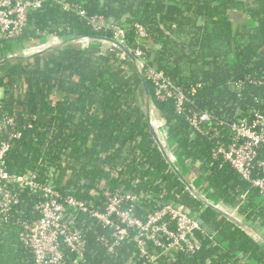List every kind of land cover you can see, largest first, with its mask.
<instances>
[{
	"label": "trees",
	"instance_id": "obj_1",
	"mask_svg": "<svg viewBox=\"0 0 264 264\" xmlns=\"http://www.w3.org/2000/svg\"><path fill=\"white\" fill-rule=\"evenodd\" d=\"M65 2L78 5L87 16L98 15L125 25L124 44L131 49L138 47L133 25L143 26L148 49H142L148 51V65L153 66L150 53L155 50L158 70L188 94V106L231 121L237 109L240 116L252 117L248 114L251 107L264 113L263 88L246 83L238 96L229 86V81L247 75L264 78V0ZM233 9L242 10L254 23L247 26V32L231 30L225 13ZM52 34L63 41L73 36L112 37L110 31L93 30L77 11L65 10L48 0L29 13L28 28L15 39L0 40V48L16 47L14 52L20 57L17 46L43 43ZM121 66L122 61L114 55L69 45L44 53L38 69L25 71L18 65L0 77L5 92L18 81L26 86L22 99L9 97L5 102L7 109L17 106L25 114L18 123V147L11 149L5 160L8 170H29L39 181L51 180L62 196L70 194L87 201L101 199L106 188L131 187L132 181L139 179V192L162 196L145 198V208L153 210L161 203L177 202L213 230L208 233L201 227V247L194 254L178 251L161 264H239L244 258L248 259L246 264H264L263 245L233 220L193 197L170 168L149 131L142 87L123 80ZM145 80L149 98L180 155L199 163L198 172L210 187L208 195L231 209L243 225L264 234V200L258 191L228 163L212 157L218 133L228 142L226 129L190 139L188 123L175 112L173 101L157 99L152 81ZM256 97L261 101L256 102ZM134 141L137 143L122 156L125 145ZM67 160L72 165H67ZM66 168L71 173L64 185ZM188 178L196 177L191 173ZM16 193L19 203L6 220H0V264H35L34 256L20 239V227L38 218L34 206L42 198L26 189H16ZM137 213L143 218L146 215L140 210ZM75 220L85 239L84 261L75 262L74 254L63 246L60 264H129L131 256L137 257L133 243H123L109 253L100 237L111 241L110 231L87 214L76 211ZM216 235L238 255L217 244L213 239ZM134 264L140 261L134 260Z\"/></svg>",
	"mask_w": 264,
	"mask_h": 264
},
{
	"label": "built area",
	"instance_id": "obj_2",
	"mask_svg": "<svg viewBox=\"0 0 264 264\" xmlns=\"http://www.w3.org/2000/svg\"><path fill=\"white\" fill-rule=\"evenodd\" d=\"M46 1L48 0H0V40L9 41L20 36L28 28L29 13L39 10ZM54 2L60 4L65 10L77 11L93 30L112 33L110 38L121 43L126 51L131 53L137 61L139 71L152 81L154 96L159 100H172L175 112L185 117L189 126L190 139H194L196 134L208 136L210 132H219L218 128L221 132L226 129L229 140L228 142L223 141L222 136H219L218 133L217 146L212 152V157L228 163L244 181L258 191V195L264 200L263 112L257 107H251L248 114H252V117H248L240 116V111L237 109L231 121L218 118L210 111H199L191 105L188 106L191 104L188 94L166 77L162 71L155 70L153 66L148 65V51L142 49H148L147 43L144 41L148 35L143 26L138 23L133 25L136 29L138 47L131 49L124 44L125 25L107 21L98 15L87 16L83 11L78 10V5L65 2V0H54ZM84 40L89 41V39ZM62 41V38L55 35L51 42L47 43L49 45H32L20 48V57L32 56L39 52H35V49L45 45L47 46L44 49L59 50L54 46H58ZM72 41L71 46L77 44L79 40ZM107 43L114 45L110 42ZM50 45L52 47H48ZM114 46L117 48V52L110 49V53L105 55H114L123 63L127 62L124 61L129 60L126 53L116 45ZM6 51L8 50L0 48V77L10 72L14 66L19 65L25 71H31L38 69L43 62L44 53L22 60L17 59L19 57L17 54ZM246 83L264 89V78L257 79L250 75L229 81V86L240 96ZM25 89L26 86L22 81L12 84L11 90L7 92L0 86V220H6L12 207L19 203L16 189H26L31 193L40 194L42 199L34 206L38 218L32 224L22 223L20 227V239L34 256L35 264H60L64 257L63 246L74 254L75 262L84 261L85 239L82 228L76 224V211L87 214L88 217L95 219L102 227L110 231L111 241L104 236L100 237L109 253H114L115 248L123 243H133L136 249L134 255L137 257L131 256L128 260L129 264H134V260L140 261V264L167 263L169 258L178 251L191 255L200 249L199 236L203 230L196 222L194 213L177 202L161 203L153 210L145 208V198L159 199L162 196L152 191H148L145 195L139 192L137 190L139 179L133 180L131 187L122 186L115 190L106 188L102 192L101 199L87 201L77 199L70 194L62 196L51 180L39 181L36 173L29 170L9 171L5 160L9 151L18 147L17 141L21 134L18 131V123L25 114L24 109L17 106H13L11 110L7 109L5 102L9 97L22 99ZM254 100L261 101L258 97ZM151 111L157 112L153 103ZM157 114L159 115L158 112ZM155 120L152 119V126ZM160 120L165 132L164 138L159 139L166 154L180 170V173L189 179L191 171L185 166V162L189 161L190 165L197 168L199 163L185 159L180 155V149L175 144L170 149L166 148L165 143L171 138L168 134V127L161 116ZM153 128L157 134V128L154 126ZM136 143L137 141L127 143L122 150V156H125ZM66 164L72 165L69 160L66 161ZM68 168L64 171V185L71 173ZM188 181L193 189L201 194L200 190L202 191L203 187H198L200 179L194 178ZM137 210L146 213L145 217L139 216ZM244 260L248 259L244 258ZM245 261L239 264H246ZM248 262L257 264L256 261Z\"/></svg>",
	"mask_w": 264,
	"mask_h": 264
},
{
	"label": "water",
	"instance_id": "obj_3",
	"mask_svg": "<svg viewBox=\"0 0 264 264\" xmlns=\"http://www.w3.org/2000/svg\"><path fill=\"white\" fill-rule=\"evenodd\" d=\"M110 21H113L112 19H110ZM163 27V26H161ZM81 39H89V40H100V41H106V42H110V43H113L114 45H116L117 47H119L121 50H123L128 59L131 61L132 63V66H133V70L134 72L136 73V75H138V78H139V84L141 85L142 87V93H143V99L145 100V107L147 109V119H148V124H149V131L152 135V137L154 138L157 146H158V149L159 151L162 153V155L164 156L165 160L167 161V163L169 164L170 168L178 175L179 179L184 183L186 189L189 191V193L197 198V199H200L206 206L214 209L215 211L221 213L222 215H224L225 217H227L228 219H231L233 220L243 231H245L244 229H248L253 235H257L259 237V239L261 240V243L264 245V234L261 233V232H258L250 227H248L247 225H243L241 223V221L239 220V218L236 216V214L231 211V209L219 204L217 201H215L212 197H210L211 201H213L215 204H212L208 201V199H204L205 201H203L202 199L203 198H200L199 197V194L197 193V191L195 189H193V187L191 186V184L189 183L188 179H186L181 173H180V170L176 168V166L170 161L169 157L167 156L166 154V151L159 139V137L157 136L156 132H155V129L153 128L152 126V118L150 119V115L153 116V111H151V105H152V102L149 98V92H148V89H147V84H146V80H145V77L143 75V73L141 71H139L138 69V66H137V61L136 59L131 55V53H129L128 51H126L125 47L119 43L118 41H115L109 37H105V36H73L71 39L69 40H66V41H62L60 44H58V46H54V48H63L65 46H69L74 40H81ZM47 49H43L35 54H33L32 56H22V57H17V59H22V60H27V59H30L31 57H35L41 53H44L46 52ZM155 53L156 51L155 50H152L151 53H150V61L152 62V65H153V68L155 70H158V66L157 64L154 62V59H155ZM185 166H187L189 168V170L191 171V173H194L195 174V177L197 179H200L201 183L205 184V186L210 189L209 185L205 183L203 177L199 174L198 172V168L193 166V165H190L189 164V161H186L185 162ZM195 220L196 222L205 230L207 231L208 233H212V228L207 225L206 223H204V221L198 217V216H195ZM247 235H249L251 238H252V235L247 233ZM216 237H218L216 235ZM218 241H221V238H218Z\"/></svg>",
	"mask_w": 264,
	"mask_h": 264
},
{
	"label": "rangeland",
	"instance_id": "obj_4",
	"mask_svg": "<svg viewBox=\"0 0 264 264\" xmlns=\"http://www.w3.org/2000/svg\"><path fill=\"white\" fill-rule=\"evenodd\" d=\"M55 37V35L54 34H52V35H47L46 37H45V40H44V42L43 43H39V44H37V45H42V44H47V43H50L51 42V40L53 39ZM77 42V41H76ZM74 44V43H73ZM48 45V44H47ZM47 45H45V46H40L39 48H37L38 50L40 49H44V47H46ZM74 46H76V47H81V48H86V49H88V50H90V51H92V50H95V51H102V53L103 54H106V53H110V49H113V50H117V48L114 46V45H111V44H109V43H107V42H102V41H97V40H89V41H87V40H84V39H82V40H79L78 41V43L77 44H75ZM23 47H26V46H21L20 47V45H19V47L17 46V49H19L20 50V48H23ZM48 47H52V45H50V46H48ZM83 48V49H84ZM16 49V47L15 48H12L11 50H9V51H6V52H11V53H14V54H16V53H18V52H14V50ZM47 49V51H51L52 50V48H46ZM6 50V49H5ZM38 50H36V51H38ZM117 52V51H116ZM45 53V52H44ZM124 61H127V62H122V67H121V71L124 73H121V75H122V78H123V80H125L126 82H129V83H136V84H139L140 82H139V78H138V75H136V73L134 72V70H133V66H132V64H131V61L130 60H124ZM129 61V62H128ZM154 114H153V116H151L150 115V119L152 118L153 120L154 119H156L157 121L159 120V121H161L160 120V116L157 114V112H153ZM156 127H158L159 125L157 124V123H155L154 124ZM158 129V128H157ZM160 129V128H159ZM166 145V148L167 149H170V148H172V146H174V144H173V141L170 143V144H168L167 142L165 143ZM175 156H177V155H175ZM199 186L198 187H203V189H202V191L200 190V192H201V194L200 193H198L199 194V197L200 198H203L202 200L203 201H205L204 199H211L210 198V196L208 195V189L206 188V186H205V184H203V183H201V181H199ZM203 194V195H202ZM245 230V232H247V233H249V234H251L252 235V238L257 242V243H259L260 245H263L262 243H261V240L259 239V237L257 236V235H253L248 229H244ZM263 247H264V245H263Z\"/></svg>",
	"mask_w": 264,
	"mask_h": 264
},
{
	"label": "crops",
	"instance_id": "obj_5",
	"mask_svg": "<svg viewBox=\"0 0 264 264\" xmlns=\"http://www.w3.org/2000/svg\"><path fill=\"white\" fill-rule=\"evenodd\" d=\"M225 15L228 17L230 23H231V30L236 33V32H247V26L248 25H252L254 24L249 17L247 16V14H245L242 10L240 9H233L231 11H228L227 13H225ZM45 48V47H44ZM132 64V63H131ZM156 123L159 125L158 127H156L154 124L153 126L157 129V134L159 136L160 139L164 138V132H165V128L162 127L163 124L160 121H156ZM161 128V129H159ZM172 142V140L169 139V141H167L168 144H170ZM175 144V143H173ZM176 145V144H175ZM232 211V210H231ZM218 238L221 237H216L214 236V241L221 245L223 248L228 249L230 252L235 253L238 255V252L231 248L230 245L227 243V241L223 238H221V241H218Z\"/></svg>",
	"mask_w": 264,
	"mask_h": 264
},
{
	"label": "bare ground",
	"instance_id": "obj_6",
	"mask_svg": "<svg viewBox=\"0 0 264 264\" xmlns=\"http://www.w3.org/2000/svg\"><path fill=\"white\" fill-rule=\"evenodd\" d=\"M49 45V44H48ZM36 50H38V49H35L34 51L36 52ZM41 50H43V49H41ZM38 51H40V49L38 50ZM156 121L157 120H155V122H153V124H155L156 123ZM210 203H212V204H215L213 201H211V200H208ZM262 233V232H261Z\"/></svg>",
	"mask_w": 264,
	"mask_h": 264
}]
</instances>
